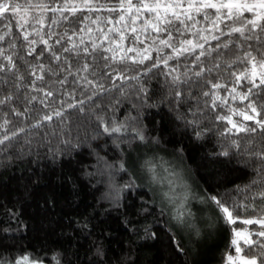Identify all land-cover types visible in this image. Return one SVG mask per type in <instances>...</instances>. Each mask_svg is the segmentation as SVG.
Returning a JSON list of instances; mask_svg holds the SVG:
<instances>
[{"label": "snow or ice", "instance_id": "1", "mask_svg": "<svg viewBox=\"0 0 264 264\" xmlns=\"http://www.w3.org/2000/svg\"><path fill=\"white\" fill-rule=\"evenodd\" d=\"M154 70H161L170 86L168 103L175 104L176 118L191 126L197 138L211 131L201 128L209 112L214 127L223 125L219 136L243 134L244 145L239 139L230 144L248 157L246 166L254 173L248 184L236 187L242 199L228 205L209 195L204 202L215 204L229 224L240 219L234 216L238 208L257 213L240 220L259 225L255 232L233 229L243 247L233 238L237 256L227 255L225 264H264V0H0V155L10 154L22 133L43 130L54 120L64 126L72 114L86 111L117 148L133 140L146 142L144 129L136 126L138 117L120 120L115 112L125 100L133 108L155 106L148 103L144 83ZM188 102L185 113L181 109ZM104 107L112 112L107 119L96 111ZM33 114L31 124L20 126ZM62 131L52 127L45 136ZM165 165L148 159L141 167L173 206L172 219L198 235L186 207L188 194L177 191L175 173ZM105 166L114 167L106 161ZM119 170H126L123 161ZM124 187L133 189L135 181ZM172 241L184 253L175 236ZM245 248L254 254L239 255ZM7 264L39 262L25 254Z\"/></svg>", "mask_w": 264, "mask_h": 264}, {"label": "trees", "instance_id": "2", "mask_svg": "<svg viewBox=\"0 0 264 264\" xmlns=\"http://www.w3.org/2000/svg\"><path fill=\"white\" fill-rule=\"evenodd\" d=\"M160 71L144 78L150 92L148 103L155 106L133 108L125 100L117 107L116 117H138L136 126L144 129L147 146L178 157L206 197L217 195L232 205L243 197L236 187L248 184L254 175L251 165L246 166L248 157L230 147L232 139L244 145L243 134L219 136L217 129L222 130L223 125L214 127V114L209 112L201 128L211 131L197 138L191 126L176 118L175 104L168 103L170 86ZM129 92L134 101L135 94ZM221 94L226 93L221 90ZM190 103L181 111L187 113ZM236 104L241 106L238 100ZM96 111L105 119L112 115L107 107ZM34 119L35 114L20 126ZM52 127L58 132L63 127V131L45 136ZM141 145L133 140L117 148L88 111L72 114L64 126L54 120L43 130L22 133L10 154L0 155V261L7 264L27 254L39 264H225L227 255L234 252L233 229L245 227L240 220L257 213L238 208L234 216L240 219L235 224L220 221L201 236L191 233L187 238L174 228L151 193L137 185L127 167L130 154ZM226 149L229 155H220ZM105 161L114 167H106ZM121 161L125 171L119 170ZM132 181L136 187L126 189ZM145 207L150 211L144 212ZM246 227L255 232L259 225ZM173 236L184 253L177 251ZM241 254L254 253L245 248Z\"/></svg>", "mask_w": 264, "mask_h": 264}, {"label": "rangeland", "instance_id": "3", "mask_svg": "<svg viewBox=\"0 0 264 264\" xmlns=\"http://www.w3.org/2000/svg\"><path fill=\"white\" fill-rule=\"evenodd\" d=\"M236 119H240L239 117ZM141 148L136 149L132 154H130V158L127 161V167L132 173L133 178L135 179L137 185L143 186L147 189L152 196L153 200H156L157 204L163 209L167 211L170 222L174 225V228L182 232L187 238L190 237V234H194L197 236H201L203 231L212 230L220 221H226L224 218V214L220 212V210L214 206V204L208 200L207 203L204 201L207 197L202 193V191L196 186L192 177L186 172L184 164L181 163V160L178 157H174L170 154H167L165 151L160 152L153 147L147 146V143H142ZM151 159L157 164L166 162V167L170 170L174 171L175 176L173 177L174 182L179 185L177 191L188 194V202L186 207L192 213V222L195 224L196 229L199 230V234L197 235L195 230L188 229L187 227L179 225L175 220L172 219L174 215L173 206L168 204L167 201L164 200L160 186L153 185L151 183V175L145 168H142L141 165L145 160ZM157 171H162V169L158 168ZM247 219V218H246ZM237 231L247 230L248 232H252L249 230L246 225L245 227L235 228ZM236 238L238 243L241 245L243 241L239 237H234V233L232 234V239ZM231 239V241H232ZM232 254L233 257L237 256L235 251ZM243 256L241 253L239 254ZM236 264H240V261L237 260Z\"/></svg>", "mask_w": 264, "mask_h": 264}]
</instances>
